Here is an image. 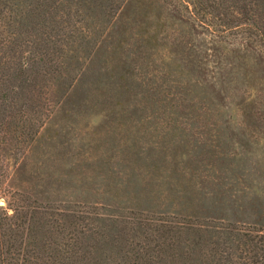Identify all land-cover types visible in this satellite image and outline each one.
I'll list each match as a JSON object with an SVG mask.
<instances>
[{"label": "rangeland", "instance_id": "rangeland-1", "mask_svg": "<svg viewBox=\"0 0 264 264\" xmlns=\"http://www.w3.org/2000/svg\"><path fill=\"white\" fill-rule=\"evenodd\" d=\"M130 13L137 24L108 40V21L90 22L104 35L48 92L55 111L26 144L18 188L52 209L98 206L137 235L163 221L264 225V66L164 8Z\"/></svg>", "mask_w": 264, "mask_h": 264}, {"label": "trees", "instance_id": "trees-1", "mask_svg": "<svg viewBox=\"0 0 264 264\" xmlns=\"http://www.w3.org/2000/svg\"><path fill=\"white\" fill-rule=\"evenodd\" d=\"M93 1L0 0V264H264L261 224L221 221L203 230L163 221L137 235L132 220L110 219L98 206L86 214L52 209L18 188L26 144L55 111L48 92L86 68L83 44L104 35L90 28L96 14L108 21V40L137 24L133 8L161 7L213 42L243 44L264 66V0Z\"/></svg>", "mask_w": 264, "mask_h": 264}, {"label": "water", "instance_id": "water-1", "mask_svg": "<svg viewBox=\"0 0 264 264\" xmlns=\"http://www.w3.org/2000/svg\"><path fill=\"white\" fill-rule=\"evenodd\" d=\"M0 206H6V203H5V201H0Z\"/></svg>", "mask_w": 264, "mask_h": 264}]
</instances>
